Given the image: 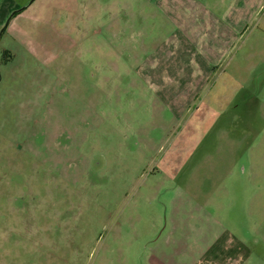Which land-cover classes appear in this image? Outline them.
<instances>
[{
	"label": "rangeland",
	"instance_id": "374dc122",
	"mask_svg": "<svg viewBox=\"0 0 264 264\" xmlns=\"http://www.w3.org/2000/svg\"><path fill=\"white\" fill-rule=\"evenodd\" d=\"M31 1L0 0V264H150L220 228L260 264L264 8L196 91L147 80L157 0Z\"/></svg>",
	"mask_w": 264,
	"mask_h": 264
},
{
	"label": "crops",
	"instance_id": "0c3cea01",
	"mask_svg": "<svg viewBox=\"0 0 264 264\" xmlns=\"http://www.w3.org/2000/svg\"><path fill=\"white\" fill-rule=\"evenodd\" d=\"M208 1L214 4L208 5L205 0H157L159 10L167 12L175 28L160 46V51L148 57L153 65L162 66L161 76H149L147 80L163 81L165 88L179 81L190 82L191 90L198 91L199 82L214 78L226 52L264 8V0ZM203 242L198 247V251L203 252H155L150 264L254 263L253 252L236 243L235 236L226 229L220 228ZM258 256L262 260L257 262L264 264V253Z\"/></svg>",
	"mask_w": 264,
	"mask_h": 264
},
{
	"label": "water",
	"instance_id": "95a60500",
	"mask_svg": "<svg viewBox=\"0 0 264 264\" xmlns=\"http://www.w3.org/2000/svg\"><path fill=\"white\" fill-rule=\"evenodd\" d=\"M33 2V0L31 1V3ZM26 8L24 7L22 10H19V11H15L13 14H12V17L15 15V13H18V12H21L23 10H25Z\"/></svg>",
	"mask_w": 264,
	"mask_h": 264
},
{
	"label": "trees",
	"instance_id": "16d2710c",
	"mask_svg": "<svg viewBox=\"0 0 264 264\" xmlns=\"http://www.w3.org/2000/svg\"><path fill=\"white\" fill-rule=\"evenodd\" d=\"M18 13H19V12H18ZM18 13H15V15L18 14ZM15 15H14V16H15ZM14 16H13V17H14Z\"/></svg>",
	"mask_w": 264,
	"mask_h": 264
}]
</instances>
